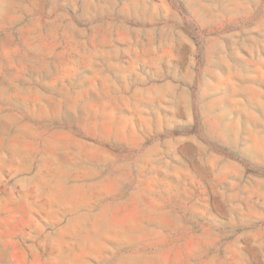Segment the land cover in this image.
Returning a JSON list of instances; mask_svg holds the SVG:
<instances>
[{"label":"rangeland","instance_id":"374dc122","mask_svg":"<svg viewBox=\"0 0 264 264\" xmlns=\"http://www.w3.org/2000/svg\"><path fill=\"white\" fill-rule=\"evenodd\" d=\"M0 264H264V0H0Z\"/></svg>","mask_w":264,"mask_h":264}]
</instances>
